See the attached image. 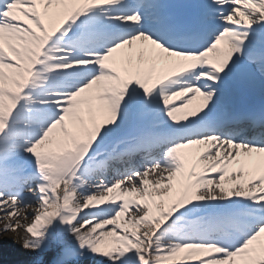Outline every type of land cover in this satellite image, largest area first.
<instances>
[{
    "label": "snow or ice",
    "instance_id": "6c2138e0",
    "mask_svg": "<svg viewBox=\"0 0 264 264\" xmlns=\"http://www.w3.org/2000/svg\"><path fill=\"white\" fill-rule=\"evenodd\" d=\"M256 86L264 0H0L21 264H264V103H237Z\"/></svg>",
    "mask_w": 264,
    "mask_h": 264
},
{
    "label": "bare ground",
    "instance_id": "6f19581e",
    "mask_svg": "<svg viewBox=\"0 0 264 264\" xmlns=\"http://www.w3.org/2000/svg\"><path fill=\"white\" fill-rule=\"evenodd\" d=\"M250 92H256L260 95H264V90H262L259 86L255 88L248 89ZM23 200L27 207H23L19 210V215L17 219L19 223L23 226H27L31 224L34 215L36 214L37 207V199L34 195H31L27 192L23 195ZM84 211H89V209H85ZM83 214V213H81ZM3 213H0V257L2 258V262L7 260V257L11 259L14 258V254L16 249L18 248V243L14 241V236H28V234L23 230V228H19L15 233L12 231H3L5 221L2 219ZM27 217V218H25ZM15 223V220L12 221ZM23 257V256H22ZM86 264H91L87 262Z\"/></svg>",
    "mask_w": 264,
    "mask_h": 264
},
{
    "label": "rangeland",
    "instance_id": "374dc122",
    "mask_svg": "<svg viewBox=\"0 0 264 264\" xmlns=\"http://www.w3.org/2000/svg\"><path fill=\"white\" fill-rule=\"evenodd\" d=\"M27 255L28 251L23 249L21 242H19L18 248L16 249V252L14 254V258L11 259L10 257H7V260H5V262H2V258L0 257V264H21V262L27 257ZM87 262L94 264V262L90 259L84 260V264H86Z\"/></svg>",
    "mask_w": 264,
    "mask_h": 264
},
{
    "label": "clouds",
    "instance_id": "9594fccd",
    "mask_svg": "<svg viewBox=\"0 0 264 264\" xmlns=\"http://www.w3.org/2000/svg\"><path fill=\"white\" fill-rule=\"evenodd\" d=\"M13 233H15V232H13ZM27 239H28L27 236H18V237L14 236V241L21 242L22 246H23L24 241Z\"/></svg>",
    "mask_w": 264,
    "mask_h": 264
}]
</instances>
